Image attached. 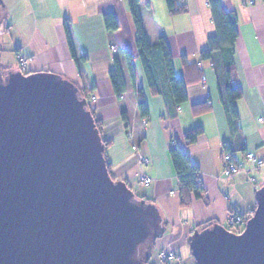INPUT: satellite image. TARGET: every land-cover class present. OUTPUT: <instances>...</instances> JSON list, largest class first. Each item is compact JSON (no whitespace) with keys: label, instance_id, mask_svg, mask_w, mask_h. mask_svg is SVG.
Wrapping results in <instances>:
<instances>
[{"label":"crops","instance_id":"obj_1","mask_svg":"<svg viewBox=\"0 0 264 264\" xmlns=\"http://www.w3.org/2000/svg\"><path fill=\"white\" fill-rule=\"evenodd\" d=\"M0 27L3 51H11L17 69L42 70L65 76L87 93L89 108L102 123V137L111 174L125 180L137 196L156 204L166 232L157 238L150 264H161L160 249H174L184 264H196L190 236L200 224L214 221L228 227L231 208L246 219L257 206V193L264 187V165L255 174H223V155L228 147L236 160H246L247 152L264 159V1L222 0L225 10L237 15L238 36L233 52L219 50V61L231 67L232 83L242 89L235 106L237 131L230 126L218 86L214 59L204 58L202 50L217 34L209 0H180L187 10L169 12L166 0H140L139 11L146 35L152 43L166 36L178 77L187 80V99L170 112L163 94L148 88L136 46V25L129 0H3ZM117 16L118 28L105 26L104 13ZM66 25L71 30L81 70L72 55ZM116 47L115 49L113 48ZM130 50L136 69V86L124 54ZM1 51V56L3 55ZM85 56L84 59H80ZM124 68L127 88L117 95L110 80L115 57ZM186 59L184 63L183 59ZM136 87L146 91L150 115L140 116ZM95 93L96 100L91 99ZM209 101L210 107L197 104ZM263 118L260 120V118ZM146 119L147 122L144 120ZM201 127L195 142L186 134ZM134 143L138 148H134ZM175 145L187 152L198 169L202 190L191 192L188 205L181 203L178 173L170 149ZM146 159L143 161L141 157ZM143 173L152 177L146 184Z\"/></svg>","mask_w":264,"mask_h":264},{"label":"water","instance_id":"obj_2","mask_svg":"<svg viewBox=\"0 0 264 264\" xmlns=\"http://www.w3.org/2000/svg\"><path fill=\"white\" fill-rule=\"evenodd\" d=\"M105 150L76 84L0 64V264H146L163 218L110 176ZM257 202L242 231L191 234L196 264H264V187Z\"/></svg>","mask_w":264,"mask_h":264},{"label":"trees","instance_id":"obj_3","mask_svg":"<svg viewBox=\"0 0 264 264\" xmlns=\"http://www.w3.org/2000/svg\"><path fill=\"white\" fill-rule=\"evenodd\" d=\"M139 1L140 0H129L131 6V12L134 17V24L136 25V46L138 49V57L140 63L144 69L145 78L147 79L148 88L151 89L152 94H163L165 99H167V105L170 109V112L176 114L177 108L187 99V80L184 76L178 77L175 73L173 66V55L171 53L170 46L168 45L166 36H161L159 41L152 43L149 40V37L146 35L144 24L142 23V15L139 11ZM264 1V0H263ZM169 8V12L172 15H177L183 13L187 10L186 3H181L180 0H166ZM211 6L213 20L216 22L217 34L213 35L209 39V46L202 50L204 58L214 59L213 64L216 65V72L218 75V86L220 90V96L225 107L227 116L229 117V122L234 133L237 131L238 124V112L235 106V102L238 98L242 97V89L238 84L232 83V74L231 67L229 64H225L218 60L216 57L219 50H225L226 52H233L235 48V40L238 36L237 31V15L235 11L225 10L222 0H209ZM4 11V2L0 0V19ZM105 26L108 30L113 32L118 26L117 16L113 12L104 13ZM1 22V20H0ZM67 28V37L69 38L70 49H72V55H74L75 60H77L78 68L80 71L81 66L77 58L76 49L74 48L73 38L71 37V30L66 25ZM0 49V57H1ZM85 56H81L80 59H84ZM126 61L129 63L131 79L133 80L134 86H136V69L134 68V57L130 50H127L124 54ZM184 63L186 59L184 58ZM3 73H9L13 71L8 66H3L1 63ZM24 73L29 74V72L20 69ZM63 78H66L65 76ZM110 80H112L113 88L116 91L117 95H122L126 91L127 83L124 78V68L120 62V59L116 56L114 65L110 71ZM137 91V100H138V111L140 116L147 118L150 115V110L148 106V99L146 96V91L142 87H136ZM80 92H82L80 90ZM84 97L88 98L87 93L82 92ZM205 105L210 107L209 101L204 103H199L197 106ZM93 113L95 123L97 128H99L100 134L102 131V123L97 119L96 114ZM203 132V129L199 126L195 127L186 134V138L189 142H195V139L199 134ZM106 147L108 142L103 139ZM227 151L233 154V150L228 147ZM172 161L176 167L178 173V181L180 184V195L181 203L183 205H188L191 201V192H194L196 195H199L202 190V183H200L199 172L196 167L190 162V158L187 152H183L179 146L175 145L170 149ZM107 166L109 169V174H111V166L107 161ZM117 180L114 176H112ZM157 206V205H156ZM158 207V206H157ZM159 208V207H158ZM256 208V207H255ZM254 208V209H255ZM252 210V212L254 211ZM251 212V213H252ZM253 214V213H252ZM252 215H250L251 217ZM215 224L214 221L208 223L200 224L199 229H204L210 227V225ZM162 225L165 226L166 223L163 221ZM244 227L241 228V231ZM234 230L233 228H230ZM236 231V230H234ZM239 232V231H236ZM190 242V240H189ZM156 244V243H155ZM151 248L146 247L144 249L143 257L147 259L146 264H150V257L153 252L154 246Z\"/></svg>","mask_w":264,"mask_h":264},{"label":"built area","instance_id":"obj_4","mask_svg":"<svg viewBox=\"0 0 264 264\" xmlns=\"http://www.w3.org/2000/svg\"><path fill=\"white\" fill-rule=\"evenodd\" d=\"M256 2V0H250L251 4H254ZM3 31H0V33H2ZM113 48L115 49L116 47L113 46ZM133 63H135V60H133ZM97 96L96 94L92 93L91 94V99L94 101L96 100ZM263 118L261 117L260 120H262ZM145 122L146 119L144 120ZM134 148L137 149L138 148V144L134 143ZM144 159H146L144 156L141 157V160L143 161ZM245 159L246 160H251L252 164L250 166H246L244 164V161L242 160H236L233 156L232 153H230L229 151L225 152L223 155V164H224V169H223V174L220 175V177H226L229 178V176H233L235 174H238L240 172H246L248 174H255L258 171H260L261 167L264 165V159L261 157L256 156V154L252 151L247 152L245 155ZM142 180L143 182H145L146 184H149L152 181V177L143 173L142 175ZM229 222H234V221H241L242 220V216L243 214H241L236 208H231V210L229 211ZM246 220V219H245ZM244 220V221H245ZM175 257L176 254L174 251L172 250H168L166 252L163 253L162 258L163 260H165L168 264H171L173 262H175ZM178 264H181V262H179Z\"/></svg>","mask_w":264,"mask_h":264},{"label":"rangeland","instance_id":"obj_5","mask_svg":"<svg viewBox=\"0 0 264 264\" xmlns=\"http://www.w3.org/2000/svg\"><path fill=\"white\" fill-rule=\"evenodd\" d=\"M2 19H0L1 20L0 27L2 26V22H3ZM4 48L5 47L2 44L1 36H0V49H1V51H3ZM3 52H4L3 55L0 57V61H1V63H3V66H8L11 69H17V63L15 62L14 55L12 54V52L11 51H6V50L3 51ZM3 71L6 72L7 69H3ZM242 214H243V216H242V220L241 221H234V222H231V223L229 222V214H228V218H227V223H228L227 225H228V227L229 228H233L236 231H241V228L246 225L245 224V221H244L246 219V216L244 215V213H242ZM168 250H172L176 254V257H175L176 260H175V262H173L171 264H178L179 262H181V264H184V259H182V257L180 255H178V253L174 249H168ZM168 250H165V249H160L159 250V259L161 260V264H168L162 258L163 253L166 252V251H168Z\"/></svg>","mask_w":264,"mask_h":264},{"label":"clouds","instance_id":"obj_6","mask_svg":"<svg viewBox=\"0 0 264 264\" xmlns=\"http://www.w3.org/2000/svg\"><path fill=\"white\" fill-rule=\"evenodd\" d=\"M246 221V220H245Z\"/></svg>","mask_w":264,"mask_h":264}]
</instances>
